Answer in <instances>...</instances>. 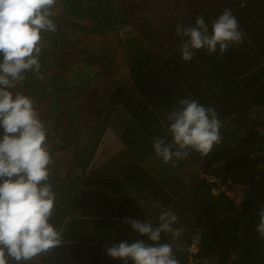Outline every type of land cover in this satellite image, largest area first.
<instances>
[{
  "label": "crops",
  "instance_id": "1",
  "mask_svg": "<svg viewBox=\"0 0 264 264\" xmlns=\"http://www.w3.org/2000/svg\"><path fill=\"white\" fill-rule=\"evenodd\" d=\"M184 6L186 12L182 19L163 24L167 30L161 28L154 32L155 38L148 39L149 55H136L131 61L136 69H130L129 65L127 70V64L124 69L122 59H113V86L108 91L107 85L100 86L99 79L105 76L103 71L93 75L92 81L89 78L88 82L76 85L85 96L93 98V107L87 113L92 118L88 125L95 126L102 121L100 143L98 147H91L89 160L85 161V169L73 188L65 192L53 187L63 215L57 226L62 230L63 240L29 264H123L121 259L108 256L106 248L125 240L152 243L146 235H140L126 224L125 218L158 224L160 214L167 210L178 215L174 227L182 228L183 232L179 238L162 233L160 243L173 246L179 264H191L207 245L205 229L201 226L197 229L196 219L220 196L209 193L204 180L210 153L204 157L192 151L173 167L157 158L152 140L157 136L171 140L166 131L169 124L166 116L184 98L215 108L222 124L221 140L230 139L233 131L232 137L237 133L249 134L250 125L256 119L264 122V0H230L221 5L214 16L220 15L225 10L223 7L230 9L244 33L243 42L230 45L223 54L219 48L214 54L197 50L190 61L181 58L179 48L184 38L177 36L175 30L178 24L189 20L194 26L195 13L200 14V9L189 2ZM213 21L205 20L209 31ZM102 43L103 39L99 38L92 45L103 50ZM105 57L108 61L111 55L105 54ZM94 58V66L103 70L97 52ZM83 72L84 69H78L76 75L81 76ZM119 86L122 94L113 102L112 95ZM104 94L105 100L111 98L112 103L110 112L106 110L108 107L104 108L105 117L102 116L104 106L95 105L96 101L99 105L102 103ZM123 106L132 111L133 128L121 129L120 125L114 131L119 122L118 109ZM99 110L100 116H93ZM253 114L256 119L252 118ZM60 155L54 160L56 165L59 163L55 165L56 170L62 165ZM138 201L143 202L142 207ZM218 202L214 203L219 209L222 203ZM204 256L206 261L217 263L210 253Z\"/></svg>",
  "mask_w": 264,
  "mask_h": 264
},
{
  "label": "clouds",
  "instance_id": "2",
  "mask_svg": "<svg viewBox=\"0 0 264 264\" xmlns=\"http://www.w3.org/2000/svg\"><path fill=\"white\" fill-rule=\"evenodd\" d=\"M56 3L57 0H0V264H29L63 240L62 230L51 222L56 194L50 182L53 158L46 125L33 98L13 91L26 79L27 72L41 69L42 34L58 30L54 20ZM175 31L184 38L179 51L185 61L192 60L201 49L214 54L219 48L223 54L230 45L244 39L230 9L212 22L211 31L203 14L196 16L194 26L189 20L178 24ZM178 103L166 116L171 140L159 136L152 140L157 158L173 167L192 151L208 156L221 141L222 124L214 107L189 98ZM256 174L245 181L253 189L255 183L263 181L255 180ZM138 203L142 207L143 202ZM258 217L256 231L264 239V207ZM178 220L171 210L160 214L158 224L125 218L126 224L152 243L141 239L113 243L106 248L107 255L121 259L123 264H179L173 246L160 243L162 233L173 238L182 235L183 229L174 227ZM195 260L211 263L196 255ZM215 260L219 263L218 258Z\"/></svg>",
  "mask_w": 264,
  "mask_h": 264
},
{
  "label": "rangeland",
  "instance_id": "3",
  "mask_svg": "<svg viewBox=\"0 0 264 264\" xmlns=\"http://www.w3.org/2000/svg\"><path fill=\"white\" fill-rule=\"evenodd\" d=\"M65 2L62 7H56L55 11V21L57 22V27L60 28L59 32L64 36V42H62V36H59L60 41L56 43V47L53 48V44H51V40H45L42 38L41 47L42 51H50L51 58L58 60V58H64L65 60H70L71 62L76 61L77 57L83 56L82 54H86L88 47L90 44H94L97 42L99 38L103 39L102 47L103 50H97L99 56V64L104 69V77L100 78L101 81V88L107 85H111L114 79V76L109 73L110 67L108 66V61L106 57L104 58L105 54H110L114 58L122 59L125 62L124 69L129 67L131 61H133L136 55H141L147 53L146 50L150 48V41L148 39L155 38L153 36L155 31H159L161 28H164L163 24H172L170 21H175L176 18L182 19L185 10H186V3L194 4L196 8H199L200 14H203L206 21L212 20L215 18L212 17L214 13L219 10L218 5H223L230 0H64ZM235 2L236 0H232ZM242 1V0H239ZM65 3L67 5H65ZM214 5V6H213ZM223 9H226L223 7ZM104 12V15L101 13ZM108 11V12H107ZM74 12V13H71ZM116 12L118 16L114 18V23L112 21V14ZM110 13V14H109ZM205 13H208L206 15ZM68 15L73 22H77L80 26H67L65 21L61 19L62 15ZM93 14V18L91 16ZM109 14V15H108ZM198 15L197 13H195ZM103 20H101V18ZM110 21V22H109ZM244 21V20H243ZM77 24V25H78ZM84 25V26H83ZM82 26V27H81ZM86 26L85 29H83ZM134 26V27H133ZM108 28V29H106ZM167 30V28H164ZM106 32L105 31H109ZM111 36L105 39V35L111 33ZM59 34V35H60ZM134 36L138 35L136 38H140L139 43H131L129 47L124 46V41H122V36ZM157 35V34H156ZM133 36V37H134ZM121 37V38H120ZM128 46V44H127ZM67 53V54H66ZM83 56V57H84ZM140 56V57H141ZM41 62V61H40ZM130 68V67H129ZM108 71V73H107ZM92 75L95 74L92 71ZM62 73V80L61 82H56L57 90H62V88H72L73 85H68L66 82L71 80L69 73L65 72V68L61 64L57 63H50L48 66L41 65V69L39 72H29L27 80L30 83L38 82L39 86H36L37 95L33 94V100L35 102V106L38 111L42 109V107L46 106L49 108L52 105V100L46 99L42 100V96L40 92L43 90V85L50 80H54L55 75ZM124 75V72H123ZM77 83V82H76ZM75 83V86H76ZM124 84V82H122ZM27 84V82H26ZM60 84H66V86H62ZM32 86V85H31ZM84 86V84L82 85ZM129 86V84L127 85ZM74 88V87H73ZM77 89V88H74ZM15 92L23 93V89L21 87V83L17 84L16 88L13 89ZM109 96V95H108ZM52 98H55L53 96ZM86 98V97H85ZM111 98H107L105 100V94L101 97V104L99 105L98 101H96V106H104L108 112L109 106L112 107V103H110ZM87 101V100H86ZM107 102L106 104H103ZM85 101H74L72 103H67L66 101L63 102L61 105L66 107V112L75 110V108H80ZM58 112V113H57ZM61 110L56 111L59 114ZM105 110L102 113V116L105 117ZM113 114V113H111ZM119 115V122L114 126L112 130L115 131V127H119L121 125V129H129L133 128L132 119L133 114L128 106H123L118 109ZM83 115V116H82ZM82 117L78 118L76 124H73L72 130L70 134H65L60 131L57 134V144L53 148L50 144L51 148V155H54L57 150H60L61 153H64L65 158L62 160V165L56 170V166L50 169H54L55 173L50 178V182L52 183L53 187L57 189H64L65 192H68L71 187L75 186V182L77 177L81 176L85 169V161H88L90 149L93 146V141L100 138V134L103 130L102 121H100L97 125H88L89 122L92 120L91 116L88 114L83 113ZM95 116V115H93ZM82 118V119H81ZM68 120L67 118H65ZM256 119V118H255ZM64 120V122L66 121ZM102 120V119H101ZM257 120V119H256ZM87 121V124H86ZM85 123V124H84ZM226 128H229L227 126ZM264 130V128H261ZM117 130V129H116ZM2 131V129H0ZM88 136H85L84 134ZM125 135V134H124ZM94 136V137H93ZM66 137H68L66 141ZM70 137H72L71 141ZM91 137L94 139L92 141ZM128 139L131 138L125 135ZM62 139L64 145L62 147ZM85 147L84 144L87 143ZM147 144V143H144ZM62 147V148H61ZM61 148V149H60ZM137 148H140L138 146ZM67 163L69 166H67ZM71 163V164H69ZM255 170L257 172L264 171V164L257 165ZM253 172V170H252ZM141 174V173H140ZM256 174V173H254ZM250 171L244 172L243 174L239 175L238 177L241 178L243 181H249L250 176L254 175ZM80 180V178H78ZM262 183V181H261ZM260 184V182H259ZM62 187V188H60ZM224 196V195H223ZM260 199V198H259ZM234 250L231 253L230 259H234ZM217 264V263H215Z\"/></svg>",
  "mask_w": 264,
  "mask_h": 264
},
{
  "label": "trees",
  "instance_id": "4",
  "mask_svg": "<svg viewBox=\"0 0 264 264\" xmlns=\"http://www.w3.org/2000/svg\"><path fill=\"white\" fill-rule=\"evenodd\" d=\"M64 2V0H57L55 8L62 7L61 4H63ZM65 5L67 4L65 3ZM218 6L220 7V5ZM101 13L104 15L103 11H101ZM235 13L238 14V12ZM111 14V23H114V18H116L118 14L116 12ZM205 14L208 15V13ZM91 16L92 18L94 17L93 14H91ZM100 18L101 20H103L102 17ZM61 19L66 22L65 24L67 26H73V28H75L76 26H80L76 21L73 22L68 15L66 16V14L62 15ZM55 23L57 24L56 21ZM85 28L86 26L83 29ZM59 30L60 28H58L55 33L49 32L42 34L43 39L51 40V44H53L52 49H54L56 47V43L60 41L59 36H62ZM110 31L111 30L105 31V33ZM112 33L113 32L107 34L106 37L109 38ZM133 36V34L132 36H122V41H124V46L126 48L129 47L133 42H139L140 38H136L138 35L134 37ZM62 42H64V36H62ZM97 49L98 48L90 44L85 56L84 54H82L84 57H77L76 61L73 62H71L70 60H65L64 58H58V60H55L51 58L52 52L46 50L42 51L39 59L41 61V65H43L44 67L48 66L52 62L61 64L65 68V72L69 73L71 78V80H68L66 84L73 85V87L75 88L76 82L77 85L78 83L84 81L88 82L89 78L91 81L95 78L93 77L91 70L95 72L94 75L100 74L102 73V71L103 73L105 72L104 69L100 70L99 66H94V56L97 52ZM146 52L147 55H149L150 51ZM113 59L114 57L112 55L108 59V66L110 67L109 73H112ZM78 69H84V74H81V76L76 75ZM130 69H136V65L130 64ZM28 73L29 72L25 74L26 79H24L20 83L22 89L24 90L23 94L30 95L32 97V95L35 93V95H37L36 86H39L40 84H38V82L30 83V81L27 80ZM62 78V73L55 75L54 80L46 82L43 85V90L40 92V95L43 98L42 100H45V98L52 100V105L49 108L46 105L42 107V109L38 112L40 114L41 120L46 125V131L48 134L47 140L53 148L58 142V132L60 131V133L63 132L65 134H70L72 130L71 126L79 122L77 119L82 117L83 113L87 114L93 107V98L85 96V94L82 93L81 89H74L73 87H63L62 90L58 91L56 88L58 84L56 82H61L60 79L62 80ZM66 84L60 85L66 86ZM105 85L107 84L105 83ZM111 85L113 86V81ZM111 85H107V91L110 89ZM100 86H103V84H100ZM121 94L122 87L119 86L116 88V91L112 95L113 102L118 101V98ZM53 96H55V98H52ZM82 100H84L85 103L82 104L80 108H75V110H71L68 112H66V107L61 105L65 101L67 103H72L74 101L78 102ZM59 110H61V112L57 114L58 112L56 113V111ZM100 113L101 110H99L98 114H95V116L99 117ZM65 118H67L68 120H66ZM64 120L66 121L64 122ZM260 124H264V122L259 123L254 120V123L250 125L251 129H249V134L241 135L240 133H237L232 137V134L234 132L233 131L231 132L230 139H222L219 144L214 145L215 147H213L210 152V159L208 163L209 169L207 170L208 174L206 175H215L218 178H223L224 180H226L231 176L237 178L245 171H250L252 174L256 173V166L258 164H264V130L261 129L264 126H261ZM59 139L62 142V147L65 146L62 139ZM91 139L92 141L94 140L92 137ZM100 139L101 138H98L93 141V147H98ZM86 144H88V141ZM58 154H61L60 157L63 156L61 158V161L64 160V153H61L60 150H57V152L52 155L53 163L50 165L51 168L55 167L56 162L54 160ZM253 154L255 155V157H253ZM54 171V169H51V177L54 175ZM205 178L206 179L204 180L207 182V185H205L207 187L209 186V188L207 189L208 192H211V194L215 196L210 187L211 182H208L207 177ZM250 193L251 195L241 206H236L234 204V201L229 199L227 195H220L218 196V198L212 200L213 203H209L210 206L205 208L206 210L204 215H200L201 219L200 216H198V218L196 219V221L198 220L197 229H199L200 226L201 228L205 229V236H207L208 239L207 245L202 248V252L200 253L201 255L199 254V258L204 259V255L210 253L211 256H213L215 259L218 258L220 264H264V239H260L259 233L256 231V226L259 222L258 213L261 207H264V180L262 181V183L260 181V184L258 182L255 183L254 189ZM220 197H223V199ZM216 200L217 202L219 201L218 203H222L221 208L219 209L217 204L214 203L216 202ZM59 208L60 204L56 202L54 214L51 218V222H53L56 226L59 225L63 216ZM233 250L235 256L234 259L231 260L230 257Z\"/></svg>",
  "mask_w": 264,
  "mask_h": 264
},
{
  "label": "built area",
  "instance_id": "5",
  "mask_svg": "<svg viewBox=\"0 0 264 264\" xmlns=\"http://www.w3.org/2000/svg\"><path fill=\"white\" fill-rule=\"evenodd\" d=\"M208 182H211V190L215 195H227L236 205L243 204L251 195L253 186L249 182L243 181L241 178L229 177L226 180L218 178L215 175H206ZM255 180H264V171L257 172ZM191 264H201L198 260H194Z\"/></svg>",
  "mask_w": 264,
  "mask_h": 264
}]
</instances>
